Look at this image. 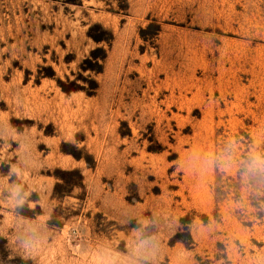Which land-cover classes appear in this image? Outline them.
<instances>
[{"label":"rangeland","instance_id":"obj_1","mask_svg":"<svg viewBox=\"0 0 264 264\" xmlns=\"http://www.w3.org/2000/svg\"><path fill=\"white\" fill-rule=\"evenodd\" d=\"M0 264H264V0H0Z\"/></svg>","mask_w":264,"mask_h":264}]
</instances>
